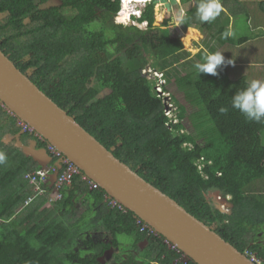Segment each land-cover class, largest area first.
<instances>
[{"label": "trees", "instance_id": "16d2710c", "mask_svg": "<svg viewBox=\"0 0 264 264\" xmlns=\"http://www.w3.org/2000/svg\"><path fill=\"white\" fill-rule=\"evenodd\" d=\"M50 1L0 0L3 53L115 157L264 264V122L249 121L230 104L235 91L249 83L246 78L231 79L225 64L217 75L197 73L195 65L208 52L201 47L187 59L181 39L170 34L169 18L154 25L153 3L143 10L142 29L115 22L119 0ZM180 2H194L180 23L183 30L222 33L217 17L200 21L199 0ZM93 21L100 30L85 27ZM146 66L162 73L165 92L175 96V89L195 107L187 113L172 97L178 108L172 130L156 81L141 74ZM183 119L191 132L183 130ZM20 131L0 102V150L8 158L0 165V264H102L100 257L111 248L117 251L105 264H195L133 212L109 204L103 189H89L80 175L61 189L59 200L36 191L25 175L39 168L37 161L2 141L4 134ZM20 138L27 143L29 134L20 132ZM200 157L203 174L194 163ZM51 186L45 182L40 189ZM216 191L230 196L227 211L208 196ZM78 203L85 208L76 214ZM94 230L102 238H93Z\"/></svg>", "mask_w": 264, "mask_h": 264}, {"label": "water", "instance_id": "95a60500", "mask_svg": "<svg viewBox=\"0 0 264 264\" xmlns=\"http://www.w3.org/2000/svg\"><path fill=\"white\" fill-rule=\"evenodd\" d=\"M0 102L98 183L108 196L142 219L195 264H255L115 157L21 72L1 49Z\"/></svg>", "mask_w": 264, "mask_h": 264}, {"label": "clouds", "instance_id": "9594fccd", "mask_svg": "<svg viewBox=\"0 0 264 264\" xmlns=\"http://www.w3.org/2000/svg\"><path fill=\"white\" fill-rule=\"evenodd\" d=\"M128 1L127 0H123V1L119 0L120 6H119V9L115 15V22L122 23L124 25L131 24V25H135L139 28H142V27H140V25L142 24L144 26V28H142V29H145L147 26V21L140 20L142 17L143 10L145 9L146 5H148L150 3H153V5L155 6V3H158V0H130V2H128ZM167 1L168 0H163V2H167ZM195 7L197 10V14L199 16V19L202 22L214 21L216 19V17L223 10L220 0H199V2L195 4ZM121 10H122V12H121ZM117 17H119V19H120V17H122V19L118 21ZM185 22H186V16L182 15L180 17V23L183 24ZM85 27L89 31L100 30V25L96 21L91 22L90 24L86 25ZM105 35L107 38H111V33H105ZM228 35H231V33H227V32L224 33L225 38ZM107 51L109 54H113L114 53V46H110L107 49ZM222 52L223 51L217 50L214 53L206 55L204 57L203 63H197L195 65L197 73H207V74H211V75H217L218 66H221L224 64H229V65L232 64L233 61L231 59L225 61V58L222 55ZM146 67L141 70V74L143 76L147 77L148 79L151 78V79H154L156 81V83L154 84V90L156 92L155 86L158 82V77L154 72H157V73H160V72L152 69L150 66H146ZM145 69H148V71H146ZM164 84H165V82L163 83V85ZM163 85H162V89H163ZM170 96L172 99L173 96L172 95H170ZM172 102H173V100H172ZM174 104H176V103H174ZM230 104H231L232 108L239 111L249 121H253V122H257V123L264 122V81L252 80L245 87L240 88L237 91H235L234 95L231 96ZM164 108H165V106H164ZM176 108H177V104H176ZM177 111H178V108H177ZM177 111L175 112V115L170 117V118L164 113V115L168 118L166 123L169 122V120L174 117L177 119V121L175 123H173V125L177 124V122H178ZM222 111H225V109H222ZM163 112H164V109H163ZM11 115H13V113H11ZM13 116H15V115H13ZM17 122H18V118H17ZM173 125L171 123V128H169V127L168 128L172 130ZM183 130H181V131H183ZM20 132H22V131H20ZM20 132L18 134H20ZM18 134H15V135L17 136ZM3 138H5V141H3V142L6 143V138H8V137L5 135ZM12 140H13L12 143H15V140L14 139H12ZM24 144L27 145V143H24ZM15 146H17V145H15ZM190 146L192 147L191 143H184L183 144V147H190ZM17 147H19V146H17ZM19 148H21V147H19ZM201 158H203V157L196 159V161L194 162L195 165L197 164V162H200V161L203 162L204 158H203V160H200ZM7 159L8 158H7L6 153L4 151L0 150V165L5 164L7 162ZM215 193L219 194L218 191H216ZM226 197L230 198L229 195L228 196H222L219 194L218 198L215 199L217 201L216 203H220L219 202L220 198L226 199L230 203L229 199ZM215 200H213L214 203H215ZM216 203H215V205H216ZM231 205L232 204L230 203V207H231ZM223 210L225 211V208H223ZM123 242L127 243L130 241L125 240ZM242 253L244 254V252H242Z\"/></svg>", "mask_w": 264, "mask_h": 264}, {"label": "crops", "instance_id": "0c3cea01", "mask_svg": "<svg viewBox=\"0 0 264 264\" xmlns=\"http://www.w3.org/2000/svg\"><path fill=\"white\" fill-rule=\"evenodd\" d=\"M178 2L180 5V0ZM220 2L223 10L217 16V19L220 21L219 24H222L224 27L222 33L213 37L206 34L205 37L204 32H201L195 26H190L189 28L187 27L190 31L188 30L186 33L185 39L188 40L190 38V32L194 29L195 34L199 35L198 38L205 37V39L198 42L200 47H203L208 53L209 50L223 51L222 55L225 61L229 59L233 61L230 65L225 64L228 69L231 67L240 69L241 72H237L238 77L244 76L249 83L252 80L264 81V0H220ZM193 4L194 2L191 3V5ZM237 15L246 21L244 25H241V28L234 27V21L240 20ZM251 19L256 20V22L251 24ZM226 32L231 33V35L225 38L224 33ZM201 42H203V45L207 44L208 46L205 45L207 47H204ZM215 43H218L220 46L226 44L228 48L221 50L218 47L215 49ZM4 135L8 138L10 137L11 140L18 139L24 142L16 135L11 136L8 133ZM26 141L28 144V139Z\"/></svg>", "mask_w": 264, "mask_h": 264}, {"label": "built area", "instance_id": "2783aa9c", "mask_svg": "<svg viewBox=\"0 0 264 264\" xmlns=\"http://www.w3.org/2000/svg\"><path fill=\"white\" fill-rule=\"evenodd\" d=\"M154 73L158 77V82L155 86L156 95L163 100L165 106L164 113L170 118L172 117V113L169 114L170 111L173 109L175 110L176 107L172 102L170 93L165 92L162 89V85L165 82L162 73ZM7 111L11 114V111ZM176 121L177 119L173 117L166 124L169 128H171V123L173 124ZM18 123L21 126V131L24 133L27 132L30 138L28 139L29 143L27 145L18 139L15 140V145L21 147L26 154L30 155L39 164V168L25 175V178H27L28 181L35 186L36 191L40 193L44 192L47 195L51 196V198L49 199L52 201L59 200L62 197L61 189L64 186L70 185L75 175H80L81 179L87 183L89 189H97L99 187L98 183L88 178L70 159H68L61 151H59L56 147L46 141L45 138L38 134L31 126L19 119ZM2 141H5V138H3ZM37 141H39L43 145L37 147ZM43 152L45 153V155L43 154ZM200 160H203V158H201ZM196 165L198 171L202 173L204 163L200 161L197 162ZM45 182L51 183V188L47 190L40 189V185ZM208 196L212 197L213 200L214 197L217 199V193L215 192L208 194ZM106 199L112 206H118L120 208L123 207L116 200L111 199L108 195L106 196ZM30 200L31 198H29L25 203L29 202ZM143 228L144 226H142L141 230H144ZM165 241L169 247L176 249L178 252H181L174 245H171L166 239ZM244 254L255 264L260 263V260L257 259L250 251L246 250ZM182 257L183 259H185L186 256L182 253Z\"/></svg>", "mask_w": 264, "mask_h": 264}, {"label": "rangeland", "instance_id": "374dc122", "mask_svg": "<svg viewBox=\"0 0 264 264\" xmlns=\"http://www.w3.org/2000/svg\"><path fill=\"white\" fill-rule=\"evenodd\" d=\"M128 1V0H127ZM179 0H168L167 2H163V0H158V3H155V6H154V14H155V23L154 25L156 26H159L167 17L169 18V22H168V28L170 30V34L172 36H178L181 41L183 42V45H184V48L186 51L189 52V56L187 57V59H192L193 57H195V54L197 53V50L200 47V44H198V42L202 39H205L206 37V34H205V37L203 36V38H198L199 35L196 33L195 34V31L194 29L191 30V36L188 40L185 39L186 37V33L188 32V28L187 29H184L182 30L181 29V26H180V17L181 15L185 12V10H187L190 6H191V2H188V3H181L179 5ZM52 2H57V0H51L49 3H52ZM130 2V0L128 1ZM238 19L240 20H235L234 21V27H238V28H241V25H244L245 24V20L244 19H241V17L239 15H237ZM122 17H117V20H121ZM256 22V20H253L251 19L250 23L251 24H254ZM140 27L144 28V26L141 24ZM190 31V30H189ZM215 40V39H213ZM201 44L203 45V42H201ZM204 47H206L205 45H203ZM214 47L215 49H217L218 47H220L219 49H224V48H228L227 45H223V46H220L218 43H215L214 44ZM216 52L215 50H209V53L208 54H211V53H214ZM193 55V56H192ZM193 60V59H192ZM176 67H180V64H177ZM147 68V67H146ZM190 68V67H189ZM180 70H182L183 72H185L183 69V67H180L179 68ZM146 71H148V69H145ZM241 72L239 68H234V67H231L229 68V77H233V78H236L238 77V74L237 72ZM174 95L173 97H176L178 99V103H183L185 104V107H186V111L187 113H190L192 112L193 109H195V107H192L191 105H188L184 99H183V96H182V93H179L177 92L175 89L172 90ZM171 95V94H170ZM174 103V102H173ZM175 107H176V104H174ZM174 111V112H173ZM177 111V108L174 110H171L169 114L172 113V116L175 115V112ZM188 118V117H187ZM182 124L184 126V130L188 131V132H191V127H190V123L188 121V119H183L182 120ZM11 138H6V143L7 145H13ZM188 148H191L188 147ZM218 195L217 194V198H218ZM49 198H51V196L47 195ZM212 196V195H211ZM228 198V197H226ZM216 198L214 197V200ZM229 199V198H228ZM220 200V199H219ZM217 201L215 200V203ZM224 203V200L221 198V203H216V206L217 208L223 210V208H225V211H227V208L230 207V203L227 201V206L226 205H223ZM85 208V206L82 204V203H78L76 205V210H75V213L76 214H79L81 211H83V209ZM93 233H91L92 237L95 238V239H98V238H102L101 236L103 235V233L101 232H97V231H92ZM121 239L125 240L123 237L120 236ZM141 246H143V243L141 244ZM116 248H111L109 250H107L103 256L100 257V261L102 264H105L109 261V259L112 257V255L116 252ZM261 264V261L260 263Z\"/></svg>", "mask_w": 264, "mask_h": 264}, {"label": "bare ground", "instance_id": "6f19581e", "mask_svg": "<svg viewBox=\"0 0 264 264\" xmlns=\"http://www.w3.org/2000/svg\"><path fill=\"white\" fill-rule=\"evenodd\" d=\"M26 151H28V150H26ZM223 200H224L223 205H227V204H226V203H227L226 199H223ZM220 202H221V198H220Z\"/></svg>", "mask_w": 264, "mask_h": 264}]
</instances>
